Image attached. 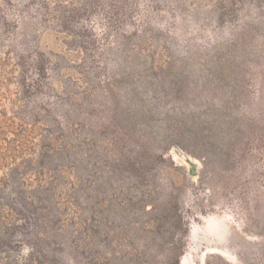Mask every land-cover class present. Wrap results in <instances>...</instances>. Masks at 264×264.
Listing matches in <instances>:
<instances>
[{
	"label": "rangeland",
	"instance_id": "rangeland-1",
	"mask_svg": "<svg viewBox=\"0 0 264 264\" xmlns=\"http://www.w3.org/2000/svg\"><path fill=\"white\" fill-rule=\"evenodd\" d=\"M235 96L248 130L232 164L172 148ZM141 119L154 179L117 172L127 193L95 205L114 179L101 160ZM111 252L264 264V0H0V264H135Z\"/></svg>",
	"mask_w": 264,
	"mask_h": 264
},
{
	"label": "trees",
	"instance_id": "trees-1",
	"mask_svg": "<svg viewBox=\"0 0 264 264\" xmlns=\"http://www.w3.org/2000/svg\"><path fill=\"white\" fill-rule=\"evenodd\" d=\"M232 104L233 107L225 111L222 110V112L212 118L209 115L208 118L205 117L204 111L202 110L197 111L195 115L196 118L194 119V121L197 120V124L196 121L195 126L193 125L194 122L192 124L191 122L188 123L189 132L193 134L192 141L187 144L176 142L172 145V148L175 151H181L185 153L190 158L199 160L201 165L205 168L211 167L210 163L208 162L215 161L216 157H219L222 163L225 165L232 164V160H235L238 155L243 153L244 148L247 145V143L243 142V139L247 137L246 130H248L244 126L247 114V107H243L245 104L244 98H239L238 96H235L232 101ZM145 121L146 119H141L137 122V124H135V126L131 129L132 135H129L127 130L120 131L119 139L116 143V146L114 147L116 152H112L113 156H111L112 158H110L107 163L104 158L101 160V165L104 166L107 164L106 166L111 169L114 179L112 182H107L106 178L104 181H101L99 183L100 186L98 188L97 186L95 188H92V195H94L92 196V198L94 200L95 205L96 203H99V197H102L104 199L105 195H108V193L110 194L111 190H113L112 194L114 196H118L116 194L117 191H120L123 194L127 193L125 192L126 186L129 185L130 182H136L137 184H139L136 186L141 187L143 184H145V182L149 183L148 177L151 182L154 179V174H152V176L149 175V169L152 168L156 163H154V159H148V157H146L147 149L150 145L147 147V149H145L146 143L141 140L142 136H140L146 131L149 126H147L146 124L143 126L138 125V123H144ZM136 133H139L140 135L136 136ZM152 156L155 157V160L160 161L162 163L165 162V160L167 161V159L163 158L162 155ZM78 165V168L83 171L82 173L85 176L90 173L88 171V167L84 165V163H79ZM117 172L119 174L127 172L130 176V181L126 186H119L116 183L113 185V182L117 180V178H115ZM105 191L107 193H105ZM167 199L168 201L164 202L163 206H161V204L159 205L163 207L162 210L164 212L172 216L176 215L180 200L176 196L172 195H170ZM110 205L112 207L113 202L108 204L107 206H109L110 208ZM147 206L148 204L140 202V207H142L143 210H145ZM178 218L180 217L178 216ZM85 223H87V221ZM84 230H87L89 233L93 234L94 237H96L98 234L89 226L87 227V225ZM183 231L185 233V228ZM95 245L96 242L90 244L85 241L83 246H85L86 248L82 253L84 254L86 252H93L94 254H96ZM112 245L113 242L110 240H107L103 243V247L106 246V251H111ZM112 254L113 253L111 252L107 255L109 258L111 257L110 260H128L129 262H135V264H139L140 262V260L136 256H116ZM92 255L89 254L87 256ZM167 264H179V259H169Z\"/></svg>",
	"mask_w": 264,
	"mask_h": 264
}]
</instances>
